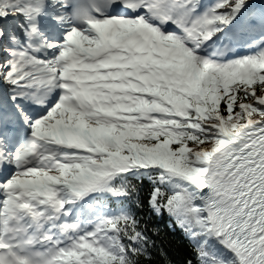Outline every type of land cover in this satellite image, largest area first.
Wrapping results in <instances>:
<instances>
[{
	"label": "snow or ice",
	"instance_id": "obj_1",
	"mask_svg": "<svg viewBox=\"0 0 264 264\" xmlns=\"http://www.w3.org/2000/svg\"><path fill=\"white\" fill-rule=\"evenodd\" d=\"M0 264H264V0H0Z\"/></svg>",
	"mask_w": 264,
	"mask_h": 264
}]
</instances>
